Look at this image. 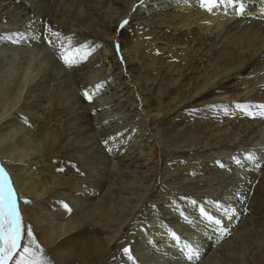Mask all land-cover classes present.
I'll return each instance as SVG.
<instances>
[{
  "label": "bare ground",
  "instance_id": "obj_1",
  "mask_svg": "<svg viewBox=\"0 0 264 264\" xmlns=\"http://www.w3.org/2000/svg\"><path fill=\"white\" fill-rule=\"evenodd\" d=\"M28 1L35 6L34 17L44 19L52 18L56 13L55 7L59 5V0H41L38 3L35 0ZM140 1L62 0L63 9L59 20L62 27L67 33L89 34L91 44H94L89 51L92 69L85 77L79 75L78 82H73L72 70H69L71 67L63 65L60 57L55 61L45 56L42 43L28 40L23 42L24 47L20 52H26L27 55L19 63L20 67L14 69L13 77H2L0 163L17 192L24 225L21 250L9 264H101L120 233L131 222L136 210L141 207L143 199L150 193L151 180H147L150 174V154L138 146L140 160L143 162L139 167L144 169L141 170L144 175L139 179H119L120 191L117 192L118 195L115 194L117 201L111 198L114 189L98 196L102 183L100 180L103 178L99 180V176H107L113 166L109 158L99 155L101 151L98 153L99 145L94 137L96 130H93L90 123L93 116L89 112L96 101L91 105L84 104L87 95L93 97L97 94L94 90L84 92L86 85H96L100 82L97 75L102 73L105 77L107 70H110L102 69L103 63L110 64L113 71L118 69L115 59L118 55L113 52L115 38L123 20ZM159 1L162 0H151V3L155 5ZM164 1L158 5L160 7H152L153 12H147L148 17H151L146 26H151L152 32L154 28L164 29L169 26L178 31L199 20L219 17L210 16L200 6H193L197 5L195 2L198 0L183 1L184 3L176 1L170 3L171 7L168 9ZM249 10L252 9H239L236 13L234 9L232 16H224V21L229 26L227 29L223 27L224 32L216 45H220L219 48L209 46L213 52L210 57L212 64L202 65L200 71L190 72L188 78L184 73L189 68L194 70L196 59L201 56V47L195 49L197 44L189 46L191 42H186L188 38L185 34L181 33V39L188 45L183 52L158 48L155 41L149 38L148 32H144L143 36L139 33L138 37L137 33L128 36L127 43L120 49V55H126L125 61L131 67L133 81L141 88L140 93L149 94L146 97L154 105L157 117L161 113L173 111L178 107L177 103H184L196 94L200 97H196L198 99L195 105L208 104L210 108L235 105V99L246 89L244 95L247 97L244 99L251 100V108H264V82H261L264 76V13L259 7L253 8L251 13ZM201 32L202 37L209 34L208 24L204 25ZM104 39L101 45L100 42ZM225 76H234V87L220 91L229 94L227 99H232L230 103L223 102L219 97H210V92L204 93L208 85L213 83L212 79ZM114 82L115 79L111 84ZM257 83H262V88L254 90ZM111 84L103 85L101 89H105V94L109 90L110 96L114 97L119 91L116 85ZM182 84L184 85L181 86ZM171 101L174 102L173 105L169 104ZM239 117L245 123L244 129H247L250 124L249 111ZM202 130V126L193 125L182 130L184 134L178 136L179 133L165 128L161 136L170 147L177 148L198 141L197 133L200 134ZM219 142L216 139L215 145ZM243 164H237V172L243 181L236 183L239 186L236 185L235 188L242 190L243 202L249 204H241V200V205L233 206L236 201L234 198L225 201L226 214H222L217 220L224 221L221 229L231 231L233 239L220 243L222 230L208 234L207 242L199 243L194 254L193 259L201 261L199 264H264V151L245 163V168ZM0 177L3 189L10 191L2 182L1 172ZM111 180L112 177H108L109 185ZM122 194H126V197ZM247 197L250 200L247 201ZM5 205H8L7 202ZM244 207H249L247 215L243 213ZM233 210L235 213L230 215V219L227 218V211ZM133 228L126 240L118 243L119 246L126 244ZM145 229L149 233H146L147 237L151 238L155 231L153 226H146ZM217 252L221 253V257Z\"/></svg>",
  "mask_w": 264,
  "mask_h": 264
},
{
  "label": "rangeland",
  "instance_id": "obj_2",
  "mask_svg": "<svg viewBox=\"0 0 264 264\" xmlns=\"http://www.w3.org/2000/svg\"><path fill=\"white\" fill-rule=\"evenodd\" d=\"M40 1L35 0L37 3ZM163 1L152 5L151 0H141L135 4L133 10L121 23L113 45V52L118 55V58L115 55L117 72L113 71L114 68H111L110 64L105 65L103 63L105 67L102 65V69L110 68L107 70V76L103 77L102 73L98 74L97 77H100L98 79L100 82L93 86L86 85L84 91L88 93L92 90V92L97 93V96L93 97L87 95L88 98L84 104L91 105L94 103L93 101H96L95 106L89 112L90 116H93L90 123L93 130H96L94 137L97 145H99L98 153L101 151L99 155L109 158L110 164L113 166V170H110L107 176L103 174L99 176V180L101 177L104 179L101 178L100 180L102 186L100 184L98 196L101 197L114 189L111 198L116 199L115 194L120 191L119 179L128 177L139 179L144 175L141 172L144 169L139 167L143 162L140 160L138 146L148 151L150 154L148 158L151 159L149 161L150 168L147 166L150 171L147 178L149 182L151 180L149 183L151 184L150 193L143 199L141 207L136 210L134 217L128 224L129 227L126 226L120 233L121 236L119 235L116 239L109 254L101 264H199L201 261L194 260V254L199 243L207 242L208 234L222 230L224 221H219L217 218L226 214L224 211L225 201L228 198H234L236 201L233 206H238L241 200V204H249V202H243L242 190L235 188L239 186L236 183L243 181L237 172L239 169L237 164H247L248 161L258 157L261 151H264V108L260 110L251 108V100L244 99L247 97L244 95L247 89L240 92L239 97L235 99V105L226 104L221 108H210L208 104L201 103L195 105L196 99L200 97L196 94L184 103H177L178 107L173 111L161 113L157 117L154 105L151 104L149 97H146L149 94L140 93L141 88L133 81L130 72L131 67H128V63L125 61L126 55H120V49L124 43H127L128 36L136 33L137 37L138 33L143 36L144 32H148L149 38L155 41L158 48H163L164 51L169 48L183 52L188 45L184 44V40L181 39V35L185 34L188 38L186 42H191L189 46L197 44L195 49L201 47L199 49L201 56L196 59L197 63L193 66L194 70L191 71L189 68L184 73V76L188 78L190 72L200 71L202 65L210 66L212 64L210 57L213 52L209 46L219 48L220 45L216 47L219 36L224 32V28L227 29L229 26L224 18L228 14L232 16L234 9L237 13L239 9L249 8L252 9L249 10L251 13L253 8L259 7L264 13V0H250L249 3L244 0L236 1L240 3H236L235 0H198L195 2L197 5L193 6H200L206 13L208 11L210 16L219 15V17L205 21L199 20L197 23H192L189 27L178 31H174L173 26H169L164 29L154 28L152 32L151 26L149 28L146 26L147 23H150L149 18L151 17V14L148 17L147 12H153L152 7H157ZM176 1L180 3L194 2L192 0H165L164 5L168 9L171 7L169 4ZM34 7V4L32 5L28 0H0V92L2 77L6 75L13 77L15 70L20 67L19 63L26 57V52L24 54L20 52L24 47L23 42L27 40L42 43L45 56H49L55 61L60 57L63 65L70 66L69 70H72L73 82H78L79 75L85 77L86 73L92 69L90 68L91 63H89L91 59L89 51L94 46L91 44V36L87 33L66 32L59 22L63 9L62 0H59V5L55 7L56 13L52 18L34 17ZM233 18L235 19V17ZM206 24H208L209 34L206 35L207 37L205 35L202 37L203 32L201 30ZM104 41L105 39L100 44L102 45ZM233 78L234 76H225L220 79H212L211 82L213 83L208 85L204 93L210 92V97H219L223 102L230 103L232 99H227L229 94L220 93V91L232 89L235 83ZM262 78L263 81L261 82H264V76ZM114 79L113 84L119 88H117L119 92L111 97L109 90H106L105 94V89L102 90L101 87L110 85ZM100 84L102 85L100 86ZM113 84L111 85L113 86ZM261 84L257 83L254 90H257L258 87L262 88ZM168 100L167 102H169ZM169 104L173 105L174 102L171 101ZM247 111L250 113L248 122L250 124H248L247 129H244L245 123L239 116L246 114ZM193 125L202 126L203 130L200 134L197 133L199 140L197 139L198 141L187 146L170 147V144L161 136L165 128L174 131V133H179L178 136H181L184 134L181 132L182 130ZM139 131H143V134ZM139 134L140 137H138ZM216 139L220 142L215 145ZM210 144L211 146H209ZM0 172L3 173L2 182L10 188V191L3 189L2 184H0V264L1 262L9 264L17 252L21 250L24 225L17 192L9 176L1 167V163ZM110 176L112 180L109 185L108 177L111 178ZM107 186H111V188ZM230 193L233 195L231 194V196ZM122 196L126 197V194H122ZM249 198H246L247 201L250 200ZM6 202L7 206L5 205ZM248 208L244 207L243 213L245 215L248 213ZM234 211H227V218L230 219V215H233ZM118 213L120 214V212ZM148 224L152 225L153 230H155L151 238L147 237L149 233L145 232V227L150 226ZM132 227H134V231L131 233V237L125 245L119 246L118 243L126 240ZM229 238L233 239L231 231L228 232V230L223 229L220 234V240H222L220 243L228 242ZM217 248L219 249V247ZM217 254L221 257V253L217 252Z\"/></svg>",
  "mask_w": 264,
  "mask_h": 264
},
{
  "label": "water",
  "instance_id": "obj_3",
  "mask_svg": "<svg viewBox=\"0 0 264 264\" xmlns=\"http://www.w3.org/2000/svg\"><path fill=\"white\" fill-rule=\"evenodd\" d=\"M4 263V262H3ZM2 262H1V264H3Z\"/></svg>",
  "mask_w": 264,
  "mask_h": 264
}]
</instances>
